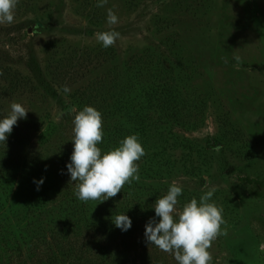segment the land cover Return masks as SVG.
Returning a JSON list of instances; mask_svg holds the SVG:
<instances>
[{
    "label": "rangeland",
    "instance_id": "374dc122",
    "mask_svg": "<svg viewBox=\"0 0 264 264\" xmlns=\"http://www.w3.org/2000/svg\"><path fill=\"white\" fill-rule=\"evenodd\" d=\"M96 4L19 0L0 24V119L13 101L29 111L0 143V264H177L144 235L173 181L177 208L209 190L223 208L212 264H264V0ZM111 30L120 38L104 48L95 34ZM145 73L169 81L172 109L143 96ZM85 106L102 114V154L129 135L146 153L139 182L103 203L77 199L67 172L70 109ZM119 214L129 230L115 227Z\"/></svg>",
    "mask_w": 264,
    "mask_h": 264
},
{
    "label": "clouds",
    "instance_id": "9594fccd",
    "mask_svg": "<svg viewBox=\"0 0 264 264\" xmlns=\"http://www.w3.org/2000/svg\"><path fill=\"white\" fill-rule=\"evenodd\" d=\"M18 3L19 0H0V24L14 21ZM107 3L108 0H97L96 7H104ZM107 23H118V16L112 8L107 9ZM119 38L120 33L114 30L98 31L95 34V39L104 48L113 46ZM233 58L239 66L242 58L235 54ZM224 62L227 63V60ZM62 91L67 94L71 89L64 85ZM28 112L22 104L15 101L11 103L10 112L0 119V143L6 144L13 127L18 120L26 119ZM69 114H74V136L71 163L67 164V172L70 174V182H75L74 195L77 199L85 203H103L117 196L126 184L139 182L137 162L146 153L138 135L125 137L118 147L102 154L97 146L103 142L104 137L101 112L92 106H85L80 111L72 107ZM211 150L219 152L221 146L214 145ZM35 183L41 185L44 181L41 179ZM213 192L214 190H209L200 196L199 201L192 198L182 208H177L182 187L173 181L167 193L153 205L159 221L150 219L145 225L146 242L172 255L177 264H212L213 257L209 251L212 243L219 236L227 235V229L222 228L226 225L223 208L215 202H209ZM112 219L115 227L121 231L131 228L132 222L125 214L116 215Z\"/></svg>",
    "mask_w": 264,
    "mask_h": 264
},
{
    "label": "trees",
    "instance_id": "16d2710c",
    "mask_svg": "<svg viewBox=\"0 0 264 264\" xmlns=\"http://www.w3.org/2000/svg\"><path fill=\"white\" fill-rule=\"evenodd\" d=\"M137 62H138V60H136L135 64H137ZM145 65H146V63H143L142 66H145ZM70 66L71 65L69 64V67ZM68 69H66V71ZM139 69H140V72L144 73L141 68H139ZM147 76H149V77L146 78ZM146 77H141V79L143 78L144 81H147V80L150 81V83L144 88L145 91L143 92V96L148 95L149 97H151L153 95L152 99H153V97H156V98L164 97L165 99L159 101L160 104L159 105L157 104V107L160 108V110H162V108L172 109L174 107V105L176 104V102H174L172 100V99H175L174 97H172V99L170 97L167 98L166 91L168 93V91L171 90V86L169 84V81L167 79H165L164 76H159L156 74L154 75V73L153 74H146ZM154 79L157 80L158 83H156V85H154V86L150 85ZM124 91L125 90H122V92H124ZM151 106H153V105L148 103V107H151ZM134 119H135L134 120L135 122H136V120H138L136 117H134Z\"/></svg>",
    "mask_w": 264,
    "mask_h": 264
}]
</instances>
